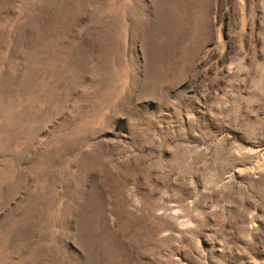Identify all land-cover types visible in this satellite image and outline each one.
<instances>
[{"label": "rangeland", "instance_id": "1", "mask_svg": "<svg viewBox=\"0 0 264 264\" xmlns=\"http://www.w3.org/2000/svg\"><path fill=\"white\" fill-rule=\"evenodd\" d=\"M0 264H264V0H0Z\"/></svg>", "mask_w": 264, "mask_h": 264}]
</instances>
